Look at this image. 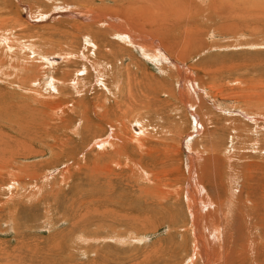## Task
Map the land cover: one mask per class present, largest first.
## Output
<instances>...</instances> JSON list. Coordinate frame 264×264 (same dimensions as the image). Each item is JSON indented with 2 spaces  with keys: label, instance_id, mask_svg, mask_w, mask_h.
<instances>
[{
  "label": "rangeland",
  "instance_id": "1",
  "mask_svg": "<svg viewBox=\"0 0 264 264\" xmlns=\"http://www.w3.org/2000/svg\"><path fill=\"white\" fill-rule=\"evenodd\" d=\"M263 42L264 0H0V264H264ZM35 92L70 121L40 115ZM104 102L107 121L92 112ZM193 168L215 201L196 225Z\"/></svg>",
  "mask_w": 264,
  "mask_h": 264
},
{
  "label": "bare ground",
  "instance_id": "2",
  "mask_svg": "<svg viewBox=\"0 0 264 264\" xmlns=\"http://www.w3.org/2000/svg\"><path fill=\"white\" fill-rule=\"evenodd\" d=\"M190 2H191V0H190ZM101 17V16H100ZM99 17V18H100ZM98 18V17H97ZM113 18V17H112ZM93 22V21H92ZM103 22V21H102ZM225 22V21H224ZM116 23H117V21H116ZM114 24V23H113ZM74 26V25H73ZM117 27L114 29V33H112L117 39H118V41H121V42H124L123 44H126V45H128V46H131V47H133L134 49H137V50H139L142 54V56H144V57H146V58H149V59H151L152 61H154V62H160V61H163V58L161 57V55H165L164 54V52L162 51L163 50V48L161 49V47L159 46V44H157V43H155L154 41H152L151 42V44L150 45H148L146 42H144V41H142V40H139L138 38H136V36L134 35V34H132L131 32H130V30H127L126 28H122L121 26H119V25H116ZM75 27H76V31H82V30H84V32H86L87 34H89V33H91L92 31H96L98 34H101L100 32H98L99 30H96V29H93V27H92V25H84V26H81V25H75ZM105 32L104 31H102V36H103V34H104ZM75 34V33H74ZM86 34V35H87ZM73 35V34H72ZM76 35V34H75ZM96 36V34H93V36ZM94 36V38H96ZM98 36V35H97ZM104 37V36H103ZM151 40V39H150ZM107 43V42H106ZM153 44V45H152ZM250 45V47L252 46V45H254V44H249ZM258 45H264V42L263 43H259ZM128 46H122V48H126V47H128ZM104 47H105V45H104ZM130 47V48H131ZM129 48V47H128ZM127 48V49H128ZM132 48V49H133ZM168 48V47H167ZM173 49V48H172ZM131 50V49H130ZM165 50V49H164ZM171 51V50H170ZM172 51H174V50H172ZM171 51V53H173ZM113 53H114V51H112ZM166 52V51H165ZM64 53V52H63ZM70 53V52H69ZM170 53V54H171ZM72 54V53H71ZM111 54V53H110ZM169 54V53H168ZM169 54V55H170ZM175 54V53H174ZM173 54V55H174ZM178 55V54H177ZM172 56V55H171ZM46 57V56H45ZM44 57V58H45ZM54 60V58H52V57H49V58H47V60ZM56 59H59L60 60V58L59 57H57ZM170 60V62H172L171 60H173V58L171 57H167V62H169V60ZM67 61H69V60H67ZM49 63H51L50 61H49ZM163 63H161V65H162ZM174 64H175V62H174ZM54 65V64H53ZM49 67H50V65H48ZM100 65H97L96 67H94L93 69H95V71H97L98 70V72L100 71V69L101 68H98ZM108 66V65H107ZM109 67V66H108ZM175 69H177V71L179 72V71H181V69H179V67L178 66H175ZM86 71V70H85ZM188 71L190 72V74H193V70H191V68H189L188 69ZM102 71H100L99 73H101ZM105 72V71H104ZM83 73V72H82ZM81 73V74H82ZM103 73V72H102ZM120 73V72H119ZM164 73H165V71H164ZM128 75V74H127ZM179 75V74H178ZM143 77V76H142ZM147 78H149L148 76H146ZM151 77V76H150ZM181 78V77H180ZM104 79V78H103ZM183 79V78H182ZM64 80H66V79H64ZM72 80V79H71ZM105 80V79H104ZM154 80V79H153ZM69 80H67V82H68ZM78 81V80H77ZM185 81V80H184ZM189 81V80H188ZM75 82V81H74ZM80 82V81H79ZM192 82V81H191ZM191 82H189V83H191ZM63 83H65V81H63ZM69 83H72V82H69ZM69 83H67V84H69ZM76 83V82H75ZM78 83V82H77ZM73 84V83H72ZM180 84V83H179ZM182 84V83H181ZM74 85V86H73ZM72 86L73 87H76L75 86V84H73ZM104 85V87H105V89H106V91H109V92H111V94L112 95H114L115 93H116V91H114L115 93H113L112 92V90L107 86V85H105V84H103ZM119 85H120V83H119ZM144 85H146V84H144ZM116 86V87H115ZM113 88H117V85H113L112 86ZM120 87V86H119ZM77 89V88H76ZM119 90H120V88H118ZM82 90V89H81ZM33 92V91H32ZM80 92V91H79ZM36 93V97L38 98V96H40V100H42V102H44V107H45V109H44V111L43 112H41V114L40 115H42V116H44V117H47L48 118V120L49 121H52L53 119H59V120H61L62 122V125H60V126H63V125H65V124H67L70 120H68V119H66L65 118V113H66V110L62 107V103H61V99H58V100H56V99H54V100H48V99H44V97L42 98L41 97V94L38 92H35ZM34 93V94H35ZM179 93V92H178ZM182 93H183V91H182ZM82 93H80V95H81ZM173 94V93H172ZM195 94V93H194ZM183 96V95H182ZM49 97V96H48ZM105 98H107L108 99V97L107 96H105ZM36 99V98H35ZM37 100V99H36ZM61 104V105H60ZM107 104V103H106ZM99 105V106H98ZM69 105H67V107H68ZM71 106V105H70ZM77 106H80V105H77ZM81 107V106H80ZM93 109H95V111H93L92 110V112H93V114L95 115V117L96 118H98L99 120H101V121H103V120H105V121H107L108 120V111H109V106L106 108V106H105V102L102 104V103H99V104H97V105H95V107L93 108ZM69 110H72L73 111V108H70ZM75 111V110H74ZM96 112L97 113H100L99 115L100 116H96ZM85 115H86V110H84V109H82L81 111H80V113H79V117H81V119L82 118H84L85 117ZM42 116H40L39 117V119H40V121H41V123H44V124H46L47 122H46V119L45 118H41ZM59 117V118H58ZM68 117V116H67ZM132 121V122H131ZM130 122H129V126H130V128H132V125L130 124V123H133V124H135L136 126H134L133 128H134V130H133V128H132V130L134 131H131L130 130V132H131V134H132V136L134 137V138H137V137H139V141H142L143 139H141L140 140V138H141V133H142V130H146V128L144 127V125L141 123V121H140V124L142 125H140L139 124V122L137 123V121L135 120V118L134 119H132ZM134 121H136V122H134ZM74 126V125H73ZM124 126H125V124H124ZM57 127V126H56ZM126 127V126H125ZM58 129V128H57ZM70 129V128H69ZM128 130V129H127ZM141 132V133H140ZM101 137L102 136H98V140H95L94 139V143H96V145H98V148H100V147H103V146H105V144H107L108 143V145H109V147L110 148H114V152H115V156H120V155H123L124 153L123 152H121V151H119L116 147H115V141H113V138H112V140H110L109 142H107V139L106 138H104V139H101ZM121 138V137H120ZM117 140L119 141V142H121V141H123L122 139H119V136L117 135ZM132 140H134V139H132ZM134 142V141H133ZM93 143V142H92ZM142 143V142H141ZM141 143H139V144H141ZM61 145L62 146H64L65 145V143L64 142H62L61 143ZM93 145H95V144H93ZM120 148L121 149H123L124 148V142H121V144H120ZM141 148V147H140ZM106 150V149H105ZM101 152V151H100ZM155 153V152H154ZM101 154V153H100ZM159 155V154H158ZM165 155V154H164ZM193 155V154H192ZM200 156V155H199ZM194 158V157H193ZM117 162H119V161H117ZM137 164H140L139 162H137ZM136 164V165H137ZM186 164H190L188 161H187V163ZM192 164V163H191ZM126 167V166H125ZM163 167V166H162ZM191 167V166H190ZM142 168H143V166H142ZM188 168V167H187ZM94 169L95 170H97V172H104V171H106L107 169L109 170L110 168H109V166L107 165L106 167H103V166H97V165H95L94 166ZM164 170V169H163ZM192 170V171H191ZM190 170V172L192 173V179H190V181L192 182V180H193V184H194V186H196L195 188H196V192H197V196H194L193 195V193H191L190 191H185L186 193H185V198H186V201H187V203L189 204V205H194V207H196V209H195V211H194V208L191 210V213L189 214L190 215V218L192 219V223L193 224H195L196 225V223H199L198 221H196V219H198L199 217H198V215H196V211H197V213L198 212H200L199 210V208L197 207V205L199 204H201V207L202 208H204V207H208L207 206V204H211V206L212 207H214V202L215 201H212L211 199H210V201H209V197L207 196V194L205 193L206 191H204L203 189H202V187H200L201 186V184H200V186L198 185V182H196L197 180V177H196V174H195V172H194V168L193 169H191ZM145 171V170H144ZM67 172H68V170H67ZM149 172V171H148ZM145 173V172H144ZM161 173H162V171H161ZM147 175V174H146ZM150 175V174H149ZM149 175H147L148 176V178H149ZM164 175V174H163ZM162 175V176H163ZM144 176H145V174H144ZM159 175H153V177L154 178H156V179H159V177H158ZM147 178V177H146ZM232 179V181H235V180H233L234 178L232 177L231 178ZM147 180H149V179H147ZM146 180V181H147ZM231 181V180H230ZM147 182H149V181H147ZM153 183L156 185V183H155V180L153 181ZM233 184V183H232ZM231 184V185H232ZM154 185V186H155ZM187 185H188V187H187ZM190 184L188 183V184H186V187L187 188H189L190 186H189ZM168 189V188H167ZM190 189V188H189ZM192 189V188H191ZM188 190V189H187ZM202 192H204V193H202ZM201 193L204 195L203 197H200V195H201ZM177 195H178V192L176 193ZM205 194H206V196H205ZM195 195H196V193H195ZM202 196V195H201ZM213 198H214V196H213ZM208 199V200H207ZM227 203V206L229 205V202H226ZM216 207V206H215ZM217 207H218V205H217ZM230 207V206H229ZM205 208V209H206ZM232 207H230V209H231ZM199 209V210H198ZM204 209V210H205ZM202 210V209H201ZM210 211V210H209ZM230 211V210H229ZM203 213V212H202ZM229 215H230V213H229ZM206 216V214H204V216L203 217H205ZM228 216V215H227ZM227 216H225V217H227ZM198 217V218H197ZM201 220H200V222H203L202 220L204 219H206V217L205 218H203L202 219V217L200 218ZM206 221H208V220H206ZM206 221H205V223H206ZM209 222V221H208ZM201 224L202 223H200L199 224V226H201ZM204 224V223H203ZM212 224V223H211ZM215 224V223H214ZM202 228H204V226H202ZM207 228V227H206ZM197 229V228H196ZM196 229H193L194 231L196 230ZM204 230V229H203ZM221 230L222 229H219V227H213L212 228V231H213V235H214V238H215V236H218L219 235V238H220V235H221ZM223 231V230H222ZM195 232H197V231H195ZM193 233L194 234V242H193V245H194V248H195V254L196 253H201V250L205 253V254H207L208 255V253H209V251H208V249H207V247L204 245V246H201V243H202V239H204L203 237H201V236H204V234L206 233H203V235H200L199 233ZM204 232V231H203ZM209 232V231H208ZM223 234V233H222ZM206 235V234H205ZM205 237V236H204ZM207 237V236H206ZM209 238H211L210 236H209ZM208 238V239H209ZM218 238V237H217ZM216 238V239H217ZM218 238V239H219ZM206 239V238H205ZM204 239V240H205ZM212 239H213V237H212ZM218 239H217V241H218ZM220 240V239H219ZM209 241V240H208ZM207 242V240L205 241V243ZM208 243V242H207ZM203 244V243H202ZM201 248V250H198V248ZM251 249H252V246H251ZM253 253V252H252ZM201 255V254H200ZM252 255V254H251ZM253 256V255H252ZM251 257V256H250Z\"/></svg>",
  "mask_w": 264,
  "mask_h": 264
}]
</instances>
